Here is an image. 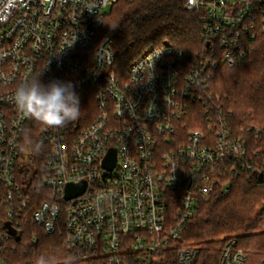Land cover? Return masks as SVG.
I'll list each match as a JSON object with an SVG mask.
<instances>
[{
	"label": "built area",
	"instance_id": "built-area-1",
	"mask_svg": "<svg viewBox=\"0 0 264 264\" xmlns=\"http://www.w3.org/2000/svg\"><path fill=\"white\" fill-rule=\"evenodd\" d=\"M117 1L0 0V264L28 225L63 229L75 264H200L182 240L199 206L233 179L264 184V128L234 127L208 90L219 65L240 64L264 38V0H186L204 49L186 60L171 45L151 48L126 73L115 72L112 35L100 36ZM38 74L74 83L76 121L46 128L17 111L16 85ZM31 126L43 169L22 149ZM218 264L250 263L231 240Z\"/></svg>",
	"mask_w": 264,
	"mask_h": 264
},
{
	"label": "trees",
	"instance_id": "trees-1",
	"mask_svg": "<svg viewBox=\"0 0 264 264\" xmlns=\"http://www.w3.org/2000/svg\"><path fill=\"white\" fill-rule=\"evenodd\" d=\"M186 0H118L103 23L101 37L112 35L116 54V73H126L130 64L149 49L171 45L191 60L204 49L199 14L184 9ZM209 93L231 113V122L239 130L264 128V38L249 44L247 58L233 68L219 65L209 83ZM87 94V93H86ZM88 101H91L88 99ZM25 133H27V138ZM23 135L24 150H30L36 167L44 168V149L37 143L39 131L31 126ZM29 140L31 143H29ZM36 193V191L34 192ZM264 184L233 179L229 193L213 195L197 209L182 240L196 247L200 264H218L220 254L231 240L247 254L250 264L264 260ZM36 242H32V238ZM222 238L221 241L216 239ZM68 258L63 229L47 236L28 225L26 234L8 255V264H35L39 255Z\"/></svg>",
	"mask_w": 264,
	"mask_h": 264
},
{
	"label": "clouds",
	"instance_id": "clouds-1",
	"mask_svg": "<svg viewBox=\"0 0 264 264\" xmlns=\"http://www.w3.org/2000/svg\"><path fill=\"white\" fill-rule=\"evenodd\" d=\"M11 99L19 113L46 128L65 127L76 121L81 112L80 97L72 81L52 78L45 83L39 74L18 83ZM25 135L27 138V133ZM35 264L75 262L69 258L61 262L55 256L42 254L36 258Z\"/></svg>",
	"mask_w": 264,
	"mask_h": 264
},
{
	"label": "water",
	"instance_id": "water-1",
	"mask_svg": "<svg viewBox=\"0 0 264 264\" xmlns=\"http://www.w3.org/2000/svg\"><path fill=\"white\" fill-rule=\"evenodd\" d=\"M115 164V153L114 151H110L108 153V156L106 157L105 161H104V168L108 169V170H112ZM85 190V184H80V185H69L66 188V200H70L72 198L78 197L80 195L83 194ZM10 230V234L12 236H16V233L13 229H9ZM20 238L16 236V241H19Z\"/></svg>",
	"mask_w": 264,
	"mask_h": 264
},
{
	"label": "rangeland",
	"instance_id": "rangeland-1",
	"mask_svg": "<svg viewBox=\"0 0 264 264\" xmlns=\"http://www.w3.org/2000/svg\"><path fill=\"white\" fill-rule=\"evenodd\" d=\"M109 10L110 9H108V12H109ZM23 147H22V149L24 150V147H25V143H24V141H23V145H22ZM24 152H25V157L26 156H29V154L31 153L30 152V150H24ZM27 154V155H26ZM257 210H256V213H259L262 209H264V202L262 203V204H259L258 206H257V208H256ZM222 240V238H218V239H216V241H221ZM185 242V241H184ZM186 244H188L187 242H186ZM188 245H191V244H188ZM191 246H193V245H191Z\"/></svg>",
	"mask_w": 264,
	"mask_h": 264
}]
</instances>
